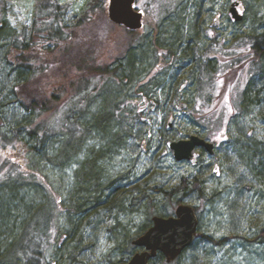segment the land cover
Listing matches in <instances>:
<instances>
[{
    "label": "rangeland",
    "instance_id": "obj_1",
    "mask_svg": "<svg viewBox=\"0 0 264 264\" xmlns=\"http://www.w3.org/2000/svg\"><path fill=\"white\" fill-rule=\"evenodd\" d=\"M52 1L5 0L4 14L0 21L1 28L6 30V34L4 33L0 38V93L3 96V107L12 101V99L8 100L7 96L13 90V80H15V77H10L8 74L9 66L2 58L3 51L11 42L17 40L26 42L29 39L37 9L44 3ZM92 1L84 0L81 4L80 0H72L71 3L68 0H55L58 6L66 10L64 23L70 26L82 17ZM240 1L245 10L244 22L234 24L227 21L226 24L230 32H233L231 42L235 40L236 43L241 39L247 40L253 35L264 34V0ZM230 3L231 0H155L153 11L160 12L155 16L159 15L160 20L164 17L156 27L167 30L202 27L203 15L213 9L225 13L229 10ZM3 24L5 27L2 26ZM77 36L83 37L84 34L77 32ZM119 39H126V35L121 33ZM43 42L46 43V40ZM101 51L103 53L95 64L102 69L110 67L108 75L104 78L101 73L91 70L87 72L84 69L82 74H85V77L88 75V80L95 76L99 79L93 78L88 85L87 78L82 79L83 85H87L85 91L80 97L73 99L70 95V112L73 108L76 109V116L72 115L70 118L72 121L68 120L70 113H61V110L53 114L41 113L35 117L23 112L14 115L11 114V110L6 111L8 116L0 115V122L6 123L5 127H0V181L11 176L13 178L16 174L27 179L26 182L25 180L20 182L19 186L23 187L24 194L29 196L30 202L36 206L35 209L44 208L36 216V220L44 219L42 224L44 227L39 225V228L45 231V233L39 230L36 232L33 228H28L27 237L23 240L22 233L20 234L18 230V238L15 240L11 237L6 243L7 248L5 246L2 250L0 264H16L15 260L7 258V255L17 245L15 255L22 257L23 250L18 240L20 238L21 242L25 243L31 236L34 240L48 241L55 237L45 254L44 264H117L122 259L130 258L136 251L133 250L132 241L139 235L142 227L154 215L175 212L178 203L199 208L201 231L193 248L175 264H264V107L250 108L233 117L230 128L231 142L218 151L213 164V166L219 165L222 171L226 170L227 175L233 179V185L225 186L220 190L215 187L220 178H214L211 172L206 176L200 175L197 180L206 196L201 204L193 186L192 190L180 192L179 186L182 178L185 177L187 167L179 165L172 157L168 156L165 159V150L157 153L164 139V133L158 130L160 126H155L154 131H147L148 137H146L131 126L123 111H120L121 113L114 119L110 118L108 113L111 108L117 107L118 104L121 107L127 106L126 75L116 77V81L108 80V77L112 76L111 70L115 58L124 54L125 50L113 45L109 48L105 43L104 50ZM260 70L261 75L264 76L262 61ZM77 74L73 76L76 81L79 80ZM37 80L34 82L36 83ZM31 85L33 87L34 83ZM98 87L96 93L94 90ZM35 88L46 97V85L39 87L37 83ZM83 102L85 110L79 112L84 107ZM41 103L47 102L45 100ZM12 107L7 105L8 109ZM99 109H102L100 114ZM56 117L58 118L54 119ZM31 120L34 124L29 127ZM78 123L85 130L83 136H80L81 133L76 135L80 129ZM203 125L207 124L203 122L201 127ZM23 126L26 127L25 130ZM144 126L142 122V129ZM38 127L47 131L37 132L40 137L39 142L28 134ZM184 127L179 128L184 135L197 131L194 127L188 130ZM210 128L212 131H217L218 125H210ZM50 129L57 130L50 133L48 131ZM64 131L68 133H63ZM248 133L252 135L249 136ZM111 137L112 141L114 140L113 152L106 153L107 140H111ZM144 138H146L147 153L143 144H137V141ZM89 140L98 141L99 146L96 143L90 144ZM30 141L32 149L26 156L28 160L26 165H19L8 159V155L16 145L29 144ZM65 144L69 149L71 148V161L66 164H64L63 152L65 155L70 150L65 151ZM94 153L103 154L107 160H101L100 167L103 166L102 172L107 177L113 176L109 179L116 181V184L114 189L106 192L105 195L113 196L112 200L116 203H111L109 198L101 197L100 205L90 209L89 212L87 208L88 213L83 215L85 206L79 205V200H76L77 197L73 192L75 177L79 171L76 162L78 160L82 162ZM81 156L83 159H79ZM239 168L245 169L246 174L240 173L237 176ZM84 169L87 171H82L80 175L84 177L86 173L87 176L92 177L94 163L89 160ZM178 169L179 174H177ZM32 172L40 173L46 178L37 182L31 176ZM41 182L54 183L57 199L51 190L46 189L45 192L38 185ZM106 183L108 181H104V187L107 186ZM210 183L213 185V191L208 193ZM156 188L163 191L154 194ZM166 193L171 194L172 200L164 197ZM221 204L227 211L221 210L219 207ZM77 205L80 214H77ZM57 212L59 215L56 217ZM55 217L56 221H53ZM63 236H67L64 242Z\"/></svg>",
    "mask_w": 264,
    "mask_h": 264
},
{
    "label": "flooded vegetation",
    "instance_id": "obj_2",
    "mask_svg": "<svg viewBox=\"0 0 264 264\" xmlns=\"http://www.w3.org/2000/svg\"><path fill=\"white\" fill-rule=\"evenodd\" d=\"M136 3L141 5L139 12L143 13L141 29L133 31L112 22L110 23L114 26L113 29H108L113 47L118 46L120 50H125L123 55L127 57L130 71L126 76L127 106L120 109L113 107L108 114L115 117L123 111L131 126L146 137H148L147 131H154L155 126H160L158 130L164 133V139L157 153L165 150L173 159L174 152L168 148L169 142L189 140L192 136H196L210 144L213 147V154L202 146L193 151V157L190 160L179 162L174 159L179 165L187 167L184 176L191 177L196 185L200 175L206 176L211 172L218 151L231 142L230 128L233 117L250 108L264 107V76L261 75L260 70L261 61L264 64V46L260 43L264 34L253 35L247 40L241 39L239 43L235 40L231 42L233 32L226 27L227 21L241 24L245 20V10L240 0H231L230 8L225 13L216 9L210 10L203 15L202 27L171 30L156 27L164 17L160 20L159 15L155 16L160 13L153 11L155 0H135ZM236 3L239 4L237 9L242 16L240 22H236L230 14L231 7ZM32 31L33 29L30 33ZM82 32L84 34L83 29ZM209 32L213 35L209 36ZM121 33L126 35V39H119ZM29 40L30 38L27 41ZM34 40L39 43L21 44L19 49L13 51H9L7 46L3 51L4 62L17 67L8 68L10 77H15L13 90L7 96L8 100L12 99V101L3 107V96L0 93V115L8 116L7 110H11V114L14 115L21 112L29 115L33 111L32 108L22 107L20 102L19 96L21 97L22 94L28 96L27 93L16 91L18 89L16 80L22 72L23 63L32 67L31 72L34 69L37 70V78L46 85V97L42 92L38 95L41 101L46 100L47 103L43 104L47 105V113L53 114L60 110L61 113H70L69 44H54L53 38L48 35L45 39L39 36ZM44 40L46 43L43 42ZM84 51V44H80L78 56H83ZM113 51L118 53L116 50ZM13 57L14 59L8 60ZM83 63L82 60L79 61V66L83 69L75 71L81 83L85 78V74H82L85 67ZM95 78L99 79L97 76ZM112 78L113 81L116 79L113 75ZM82 87V90L74 97H80L85 91L83 85ZM224 97H228L232 108L231 113L228 112ZM7 105L13 106L12 109H8ZM141 108L144 110L140 111ZM83 110L85 105L79 112ZM100 111L99 109V114ZM33 114L36 115L34 112ZM142 122L145 124L143 129ZM203 122L207 125L201 127ZM0 123V127L6 126L4 121ZM210 125H218V130L212 131ZM30 126H33L32 122ZM163 126L165 128H162ZM182 126H185L187 130L194 127L197 131L184 135L179 131ZM84 131V128L80 127L81 136ZM220 131L226 132L227 140L216 139ZM150 138L151 135L149 140ZM139 144L144 145V151L147 153L146 138L140 139ZM28 147L27 144L16 145L12 153L8 155V159L19 165H26ZM94 167L96 169L95 165ZM31 176L35 179L45 178L40 173L34 172ZM98 177V173L94 174V179ZM194 209L199 222L197 234L193 244L183 252L181 257L199 239L200 210L198 207ZM66 237H62L63 242Z\"/></svg>",
    "mask_w": 264,
    "mask_h": 264
},
{
    "label": "trees",
    "instance_id": "obj_3",
    "mask_svg": "<svg viewBox=\"0 0 264 264\" xmlns=\"http://www.w3.org/2000/svg\"><path fill=\"white\" fill-rule=\"evenodd\" d=\"M108 2L109 0H93L92 3H90V5L88 6L86 12L84 11L82 17H80V19H78V21L71 26L66 25L64 23V14L66 13L65 12L66 10L64 8L58 6L56 2H53V1L46 2L44 3V5L40 6L37 9L35 19H34V25L32 27L33 31L29 35L30 40L26 42H20L17 40V41L11 42L9 45H6V47L9 46L8 50L13 51L14 49H19V46L21 44L39 43V42H36L34 38L42 36L45 39L47 38V35L53 38L54 44L61 45V44L68 43L70 56H71L70 58V65H71L70 91H71V96H72L71 99H73L75 98L74 96L77 95L78 92L81 91L83 88L82 87L83 83H81L79 80L76 81L73 79V76L76 73L75 71L79 69L80 70L83 69L82 66H79V61L82 60L84 62L83 63L85 66L84 69H86L87 72H89L90 70L94 72H98L99 74L101 73L103 77L108 75L107 72L110 67H106L102 69V67L101 68L97 67L95 64L97 58L103 53L101 49L104 50L105 43L107 44V47L109 48H111V45H113L111 42V37L109 35V30H108L110 28L113 29L114 27L108 20V15H107ZM4 3H5V0H0V21H2V17H3L2 15L4 14L3 12ZM2 26L5 27V24H3ZM82 29L84 30V36L76 37V33L82 32ZM4 33L6 34L5 28L3 27L1 28L0 26V38L2 37ZM260 43L262 44V46H264V35L262 36ZM80 44H84L85 46V51L84 53L82 52L83 56H80V55L78 56V53H79L78 46ZM12 59H14V57L8 60H12ZM263 61H264V49H263ZM128 64L129 63L127 61L126 55L121 54L118 57H116L115 63L111 70L112 75L114 77L125 76V75L127 76L130 73V71L128 70L129 68ZM8 66L9 68L17 67L14 64H9ZM21 68H22V72L21 74L18 75V78L16 80V88L19 89V92L27 93L28 95L26 96L22 94L21 97L19 96L20 102L22 103V107L32 108L33 111L30 112L29 114L30 117L39 116L41 115V113H47L48 111L47 105L41 103L40 96L38 95L40 91L39 89L35 88L37 83L39 84V87L45 85L42 82H40L39 78H37L38 77L37 70L34 69L31 72L30 70L32 69V67L24 63L21 65ZM103 77L101 76V79H100L101 84L103 83L102 82ZM85 78H87L86 81H88L87 83L88 85L92 81V79L95 77L88 80V75H86ZM35 80H37L36 83L34 82ZM108 80L113 81L112 76H109ZM32 83H34L33 87L31 85ZM86 86H84V88ZM98 89L99 87L94 91L97 93ZM88 97H90V95H88ZM117 107L120 109L121 105L118 104ZM33 112L36 115H34ZM72 115L76 116V109L71 110L68 116V120H70ZM110 118L114 119L115 117L111 116ZM105 120L109 121L108 118H105ZM31 122L32 124H34L33 121L31 120L30 123L28 124L29 127H30ZM78 125L80 126L79 123ZM23 127H24L23 129L25 130L26 127L25 126ZM31 130L33 129L31 128ZM45 130H41V128L38 127L36 130L28 132V134L30 135V137L38 140L39 142L40 137L37 135V132H41V131L47 132ZM54 130H57V129H50L48 131L52 133ZM63 133H68V131H64ZM80 133L81 132L79 129V133L78 134L75 133V134L79 135ZM81 135L82 133L80 134V136ZM107 141H108L107 142L108 149L107 148L106 149L108 151L106 150L105 152L112 153L114 140L112 141V137H111V140L109 139ZM24 144H27V143H24ZM27 145H29L28 148L30 151L32 149L31 141ZM64 149L65 151L70 150L65 155L63 152V160L65 162L64 164H66L69 161H71L70 159L71 148L69 149V146L65 144ZM85 160L82 162L78 160V162H76L78 164L79 171H77V174L75 173L76 179H75V186L73 188L74 189L73 192L75 193L77 197L76 200H79L78 201L79 205L85 206V209H83L82 211L83 215H86L90 211V209H94L96 208V206L100 205L99 199L101 197L109 198L110 202L113 203L114 202V200H112L113 196L109 195L106 197L105 193L106 192L108 193L110 190H113L114 189L113 187H115V184H116V181L114 180L111 181L109 179V178H112L113 176L109 175L107 177V175L104 172H102L104 168L103 166L100 167L99 163L101 160L107 161L103 157V154L94 153L91 156H87ZM89 160L90 162L94 163V165L96 166V169H94V173L92 177L87 176L86 173L83 177L80 174L82 171H87V169H84V168L86 167V163ZM96 173L99 174L98 179H94V174L96 175ZM11 177L9 178L7 177V179L0 181V256L2 254V250L5 248V246L7 245L6 243H8L10 238L13 237L12 239H15V240L18 238V235H17L18 230H20V234L22 233L21 239L23 238V240H25L27 237L28 228H33V230H35L36 232L37 230H39L42 233H45V231L41 230L42 229L41 227L39 228V225L44 227V225H42L44 223V219L36 220V216L44 208L35 209L36 206L30 202L28 198L29 196L24 194L25 190H22L23 187L19 186L21 184L20 182L24 180L26 182L27 179L21 178L19 175L17 176V174L15 177L13 178ZM34 180H37V182L41 181V179H34ZM192 180L193 179H191L190 177H186V178L183 177L181 184L179 186L180 192L183 193V192L192 190V186H193L194 192L197 194L198 199L201 202V204H203L206 198V196L203 194V188L201 184L198 183V180H197L196 185H194V182H193L194 180L193 181ZM104 181L105 182L108 181V183H106L107 185L106 187H104L103 185ZM38 185H40V187H42V189H44L45 192H47L46 189L51 190L53 192V195L56 198V194L54 190V183L41 182ZM154 191H155L154 194H160L159 191H163V190L156 188V190ZM164 197L167 200H172L171 194L166 193ZM81 201L82 203H80ZM117 203L120 205L118 201ZM181 204L182 203H178L177 207ZM87 208L89 209L88 212L86 211ZM76 210L78 211L77 214H80V211H79L80 208L78 207V205H77ZM58 215L59 214L57 212L56 217ZM172 215H174V212L166 213V214L162 213V214L154 215V216L170 217ZM56 217L53 219V221L54 220L56 221ZM152 218L150 221H148V223L144 227H142L139 235L136 238H134V240L137 239L139 236H141L143 233H145V231H147L152 226ZM55 228H56V224H55ZM31 237H29L30 240L25 243L21 242L20 238L18 240V242L20 241L21 247L23 250L22 257H18L17 255H15V249L17 247V245H15V248L7 255V258H12L13 260H15L16 264H44L43 260L46 259L45 254H47L48 249L50 248V243L54 242L55 237L53 236V239L51 241H48L47 239L34 240ZM197 240L195 241L194 245L196 244ZM132 247L134 250L135 247L133 246V244H132ZM128 259H122L118 263L125 262ZM157 262H159L160 264H167L165 257L161 253H159L157 257L151 261V264H157ZM172 264H175V262Z\"/></svg>",
    "mask_w": 264,
    "mask_h": 264
},
{
    "label": "water",
    "instance_id": "obj_4",
    "mask_svg": "<svg viewBox=\"0 0 264 264\" xmlns=\"http://www.w3.org/2000/svg\"><path fill=\"white\" fill-rule=\"evenodd\" d=\"M134 5L135 0L133 7L129 10L128 0H109V21L129 30L141 29L143 14L136 11ZM238 6L239 4L236 3L230 9V14L236 22L242 20ZM202 146L213 154V147L196 136H192L189 140L168 143V148L174 152V159L179 162L190 160L193 157V151ZM198 224L195 209L191 205H180L175 215L171 217L154 216L152 226L132 242L133 246L141 251L135 253L129 260L118 264H151L159 253L163 254L167 264H172L192 245Z\"/></svg>",
    "mask_w": 264,
    "mask_h": 264
},
{
    "label": "snow or ice",
    "instance_id": "obj_5",
    "mask_svg": "<svg viewBox=\"0 0 264 264\" xmlns=\"http://www.w3.org/2000/svg\"><path fill=\"white\" fill-rule=\"evenodd\" d=\"M53 2H55V0H53ZM68 2H72V0H68ZM81 4H83L84 0H80ZM133 3H134V0H128V8L129 10H131V8L133 7ZM135 8H136V11H140V8H141V5L139 3H136L135 4ZM129 14L131 15V11H129ZM143 14V13H141ZM209 36L213 35V33L209 32L208 33ZM16 91H19V89H16ZM224 100H225V104L228 105V112L231 113L232 112V108L229 104V100H228V97H224ZM144 109H140V111H143ZM58 117L54 118V119H57ZM41 135H43V133H41ZM249 136L252 135V133H248ZM227 134L225 131H220L219 132V135L216 136V139L219 141L221 139L223 140H227ZM89 143H96L97 146H99L98 144V141H93V140H89ZM139 143V141H137V144ZM168 157V153L165 152L164 153V158L167 159ZM79 159H83V157H79ZM75 166V165H73ZM180 170L178 169L177 170V174H179ZM240 173H245V169L243 168H239L238 172H237V176H239ZM211 174L214 178H220V180L216 183L215 187H217L218 189L220 190H223L225 186H231L233 185V179L232 177H230L229 175H227V172L226 170L225 171H222L221 168L217 165V166H213L212 169H211ZM246 174V173H245ZM250 179V177H249ZM208 193H211L213 191V185L210 183L208 185ZM59 203V201H57ZM219 207L221 208L222 211H227V209L224 208L223 204L219 205ZM253 208H255V205H253ZM121 219H123V217H121ZM111 223V222H110Z\"/></svg>",
    "mask_w": 264,
    "mask_h": 264
}]
</instances>
